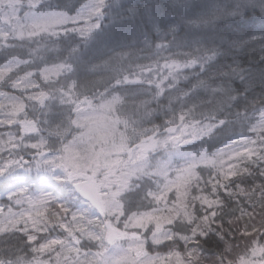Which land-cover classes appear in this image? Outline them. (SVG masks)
Returning <instances> with one entry per match:
<instances>
[{"label": "snow or ice", "instance_id": "obj_1", "mask_svg": "<svg viewBox=\"0 0 264 264\" xmlns=\"http://www.w3.org/2000/svg\"><path fill=\"white\" fill-rule=\"evenodd\" d=\"M163 8L95 85L139 8L0 0V264H264V0Z\"/></svg>", "mask_w": 264, "mask_h": 264}, {"label": "trees", "instance_id": "obj_2", "mask_svg": "<svg viewBox=\"0 0 264 264\" xmlns=\"http://www.w3.org/2000/svg\"><path fill=\"white\" fill-rule=\"evenodd\" d=\"M61 2H64V0H61ZM201 2L210 3L211 0H201ZM216 2L227 3L229 0H216ZM130 3L139 8L141 14L131 25L118 26L114 29L112 33L113 42L106 45H97L89 52L86 66L87 68L95 66V71L85 70L82 73L87 82L95 85H102L106 82L109 75L106 70V64L111 63L115 59L116 52L113 51L114 48L122 51L135 52L143 46L141 31L150 28V15L153 12L162 10L163 6L167 5L168 0H130ZM163 10H166V8H163ZM260 24L261 20L258 16H253L251 21H249V27H253L252 30H258ZM245 31H247V29H245ZM244 34V32L233 33V38L244 36ZM153 39H155L154 35ZM121 44L125 46L123 49H119V45ZM262 54H264V45H262L260 41L249 42L230 53L223 63L239 66L241 68L258 67ZM0 60H2V57H0ZM235 87H241L239 80L236 81ZM256 94L259 95V92L257 91Z\"/></svg>", "mask_w": 264, "mask_h": 264}]
</instances>
